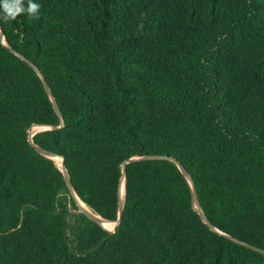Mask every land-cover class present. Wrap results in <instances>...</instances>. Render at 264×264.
Masks as SVG:
<instances>
[{
    "label": "trees",
    "instance_id": "16d2710c",
    "mask_svg": "<svg viewBox=\"0 0 264 264\" xmlns=\"http://www.w3.org/2000/svg\"><path fill=\"white\" fill-rule=\"evenodd\" d=\"M35 2L0 24V264H264V0ZM34 124L105 220L123 179L113 233ZM152 155L214 230L173 161L123 171Z\"/></svg>",
    "mask_w": 264,
    "mask_h": 264
},
{
    "label": "water",
    "instance_id": "95a60500",
    "mask_svg": "<svg viewBox=\"0 0 264 264\" xmlns=\"http://www.w3.org/2000/svg\"><path fill=\"white\" fill-rule=\"evenodd\" d=\"M17 55L23 59L25 62H27L39 75L47 93L50 95V88L44 78V76L39 72V69L38 67L33 63L31 62L30 60L26 59L25 57H23L21 54H18ZM51 101H52V104H53V107L55 109V111L59 114V110L57 108V104L55 102V100L51 97ZM35 127H41L43 129L33 133V128ZM59 127L57 126H54V125H38V124H34L31 126V128L29 129V143L33 146V148L42 156L52 160L54 157H60L62 159V163H61V167L59 168L61 170V172L63 173V176H64V179L66 181V185H67V188L69 189V191L71 192L72 194V197H73V200L75 202V204L77 205L78 207V197L77 195L75 194L73 188H72V185L70 183V179H69V175H68V172H67V169L64 165V158L61 157V156H58L56 154H54L53 152L47 150V149H43L37 145H35L33 143V140H32V137L38 133V132H41V131H45V130H51V129H57ZM137 159H167V160H171L173 161L177 167L179 168V170L185 175V177L187 178V180L189 181L190 183V186H191V198H192V202L199 214V216L201 217V219L203 220L204 223H206L208 225V227L211 229V230H214V227L211 225V223L207 220V218L205 217V215L203 214L201 208H200V205H199V202H198V198H197V193H196V190L193 186V183L191 181V178H190V174L187 172V170L178 162L176 161L174 158H171V157H167V156H158V155H152V156H145V157H140V158H131L129 160H127L123 165H122V168H123V171L125 169V165L126 163H129V162H132L134 160H137ZM123 194H124V185H123V179L120 183V187H119V213H118V217L115 221H108V220H105L103 219L102 217H100L99 215L95 214L94 212H89V211H86L82 208H79L80 210V213L83 214L84 216H86L90 221L96 223L97 225H99L100 227L104 228L103 227V222H112V223H115V227L112 231V233L115 231L116 229V226L118 225V223L120 222V219H121V215H122V211H123V204H122V199H123ZM105 230H107L106 228H104ZM109 231V230H108ZM111 232V231H110ZM227 238L233 240V241H237L235 238L233 237H230V236H227ZM250 248L260 252V253H263L264 254V250L262 249H259L257 247H254V246H250Z\"/></svg>",
    "mask_w": 264,
    "mask_h": 264
},
{
    "label": "clouds",
    "instance_id": "9594fccd",
    "mask_svg": "<svg viewBox=\"0 0 264 264\" xmlns=\"http://www.w3.org/2000/svg\"><path fill=\"white\" fill-rule=\"evenodd\" d=\"M40 8L35 0H0V24L14 22L22 15L39 19Z\"/></svg>",
    "mask_w": 264,
    "mask_h": 264
},
{
    "label": "bare ground",
    "instance_id": "6f19581e",
    "mask_svg": "<svg viewBox=\"0 0 264 264\" xmlns=\"http://www.w3.org/2000/svg\"><path fill=\"white\" fill-rule=\"evenodd\" d=\"M33 129H38V130H36V131H39V130H41V129H43V128H41V127H35V128H33ZM53 162L57 165V167H61V163H62V159L60 158V157H54L53 158ZM78 207L79 208H82V209H84V210H86V211H89V212H91L92 210L83 202V201H81L80 199H78ZM103 227L104 228H106L107 230H111L112 231V229H114V227H115V223H112V222H103Z\"/></svg>",
    "mask_w": 264,
    "mask_h": 264
},
{
    "label": "rangeland",
    "instance_id": "374dc122",
    "mask_svg": "<svg viewBox=\"0 0 264 264\" xmlns=\"http://www.w3.org/2000/svg\"><path fill=\"white\" fill-rule=\"evenodd\" d=\"M36 130H38V129H33V133L37 132ZM76 208H77V210H72V212L74 214H79L80 213V210L77 207V205H76ZM78 226H79V224L76 222V224L74 226L72 225L70 227V229L68 230V238H69L70 241H75V239H74L75 233L76 232H80L81 229H76V228H78ZM109 231H111V230H109ZM112 231H113V229H112Z\"/></svg>",
    "mask_w": 264,
    "mask_h": 264
}]
</instances>
